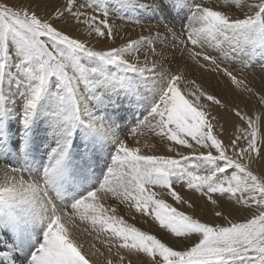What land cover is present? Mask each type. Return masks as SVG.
Returning <instances> with one entry per match:
<instances>
[{
  "label": "snow or ice",
  "instance_id": "1",
  "mask_svg": "<svg viewBox=\"0 0 264 264\" xmlns=\"http://www.w3.org/2000/svg\"><path fill=\"white\" fill-rule=\"evenodd\" d=\"M137 7L157 14L155 35L99 48L117 39L111 16ZM257 51L264 61V0H0V264L17 253L21 264H95L103 253L84 250L81 224L108 235L106 264H264V168L252 167L264 161V113L230 108L210 83L264 105L248 78L264 72ZM177 52L204 82L187 79ZM218 109L234 117L227 143ZM176 184L214 218L169 203L196 207ZM109 197L163 234L129 224Z\"/></svg>",
  "mask_w": 264,
  "mask_h": 264
},
{
  "label": "rangeland",
  "instance_id": "2",
  "mask_svg": "<svg viewBox=\"0 0 264 264\" xmlns=\"http://www.w3.org/2000/svg\"><path fill=\"white\" fill-rule=\"evenodd\" d=\"M64 1L63 0H53V2H52V0H50V3H53V4L54 3H63ZM156 1L158 3L162 2V0H155V2ZM9 2L10 3H13L12 0L11 1L9 0ZM22 2H24V1L21 0L19 4H21ZM113 2H115V0H113ZM188 2L191 3V0H188ZM212 2L214 3L215 0H212ZM249 2H251V0H249ZM133 11H134L133 9L117 10L116 11V15L111 16V18H115L117 16L118 17L117 19L118 20H121V18L124 17V18H122V21H124V24H127V25H130L129 23H131V21H133V20L136 19V22H134L135 23L134 24L135 29L137 30V28H138L137 31L142 30V28L145 29V27H143L144 23H141L140 21H138L137 15L134 16ZM178 11H179L178 9H172L171 10V15L168 16V19L169 20H173V17H176V19L173 22L174 23H177L176 24L177 28H179V17L176 16V13ZM186 12H187V8L184 9V13H186ZM184 13H181V15H183ZM154 17H156V19H157V14H155V13L150 14L148 19H150V18L151 19H154ZM136 23H138V24H136ZM139 24H140V26H139ZM152 25H157V20H155V23H152V24H150L148 26L150 27ZM68 27L70 29V25H68ZM152 30H153V32H152ZM152 30L150 31L151 33L149 32V34H152L154 36L157 30L155 31V29H153V28H152ZM141 35L148 36L147 33L140 34L139 36H141ZM139 36L128 37V38L129 39H137V37H139ZM107 43L108 42H106L105 44H107ZM105 44L102 46V48L103 47H106ZM108 45L119 46L118 44H115L114 42H111V44L108 43ZM177 54L179 55V57L177 55L176 62H178V63L180 62V64L183 63L180 66L183 65L182 67H185L186 73L187 74H190V79L191 80H197L199 82V80L202 79L201 78L202 77L201 71L198 68H196L197 66L195 64H193L191 61H189L187 63V65H185L184 60L180 59V53L177 52ZM254 59L257 61V63L264 62V61H261L260 60V58H259V52L258 51H257L256 57H254ZM257 68H258L257 70L255 68L254 70H250L249 71L248 78L252 82V86L259 90L260 88H264V72H262L259 67H257ZM197 69H198V71L196 72ZM255 70H256V72H254ZM257 71H258V73H257ZM195 73H196V75H194ZM251 74H253V75H251ZM191 76H193V77H191ZM215 81L217 82L216 79L210 78V82H212L211 85H213V82H215ZM227 84H229V83H227ZM232 87L234 88V86H232ZM235 90L236 91H240L238 89H235ZM229 97H231V98L233 97L232 98V101L236 102V106L238 105L241 110L246 111V112H249V114L251 112L252 115H255L256 116V115H259L260 112L264 113V105H261V104L259 105V103L257 101V98H255V97H249L248 94H245V95L235 94V95H231ZM226 102L228 104L231 101L227 100ZM240 105H241V107H240ZM137 115H139V113ZM261 128L258 129V136H260V133L262 131ZM263 131H264V129H263ZM259 139L260 138L258 137V140ZM149 141H152V143H156L155 140H149ZM158 146L159 147H157V149L155 150L157 154H167V149H166V147L164 145H158ZM145 151H148V150L145 149ZM162 151H163V153H162ZM256 165H258L259 168H260V170H261V168H264V161H261L260 163H258ZM174 186L176 187V189L183 196H185V198L192 199V201L195 202L196 207L193 208V209H187L186 206H178V205H175L174 201H172L171 199L168 201L169 203H173L174 206L181 207V210L187 211L189 213L194 212L195 214H197L196 212L198 211V215L197 216H199L201 218H206L208 220H212L214 218L211 209L213 207H215V206H212L210 204V202H207L205 198H202L199 193H195V192L187 189L186 186H182L181 184H176ZM157 191H159V190L157 189ZM214 198L218 199L220 208L223 209L225 211V215H227L228 212L231 211V205L229 204L227 197H225L223 199H220L219 194H216V195H214ZM103 202L106 205H108V206L116 207V209H117V215L123 216V218L129 224H134L136 227L141 228V230L150 231L153 234H156L158 236L163 234L162 231L159 229L158 225L155 224L150 218L144 217L140 213L135 212V209H129V207L127 206V204H120L118 201L113 200L111 197L107 198ZM244 215H245L244 212H233V218H235V219H242L244 217ZM80 228L82 229V233L84 234V236L86 238H91V240H92L91 241L92 242V250L95 251L96 249H99L100 253H103V255H99L98 254L97 256H95L96 259H97V261H98V264H106L105 258L108 256V244H106L105 241L108 240V235L106 233H96V232H93L90 224H81L80 225ZM84 228H87L88 231L87 232H84L83 231ZM89 233H91V234H89ZM6 244H7L6 238L3 237V236H0V249H4L6 247ZM93 245H94V247H93ZM113 252H115V249H113ZM16 256H18V257H20L22 259L23 253H17ZM113 258L115 259V257H113ZM21 259H17V264H21Z\"/></svg>",
  "mask_w": 264,
  "mask_h": 264
},
{
  "label": "bare ground",
  "instance_id": "3",
  "mask_svg": "<svg viewBox=\"0 0 264 264\" xmlns=\"http://www.w3.org/2000/svg\"><path fill=\"white\" fill-rule=\"evenodd\" d=\"M11 1V0H10ZM21 1V0H20ZM20 1L19 0H12V2L13 3H16V4H19L20 3ZM22 1H24V2H22L23 4H27V3H29V0H22ZM64 1V0H63ZM47 2L48 3H50V0H47ZM52 2H53V0H52ZM65 2V1H64ZM63 2V3H64ZM157 2V1H156ZM141 3H144V4H151V3H153V0H142L141 1ZM158 3V2H157ZM134 11H133V13H134V16H136L137 15V18H138V21H140L141 23H144V25H143V27H145V29H143L142 28V30H140V31H137L138 30V28H137V30L135 29V27H134V22H136V19L135 20H133V21H131V23H129L130 25H127V24H124V21H122V18H124V17H122L121 18V20H118L117 18V16L115 17V18H111V21L114 23V25L118 28V36H117V39L115 40V41H113V40H108V41H106V42H108V43H110L111 44V42H114L115 44H118V45H120L121 43H124V42H126L129 38L128 37H135V36H139L140 34H144V33H147L148 35H149V32L152 30V28L153 29H155V31L157 30V25H152V26H148V25H150V24H152V23H155V20H157L156 19V17H154V19H148L149 18V15L150 14H153L154 12L151 10V9H145V8H140V7H137V8H135V9H133ZM122 14V13H121ZM139 14V15H138ZM123 15V14H122ZM124 16V15H123ZM156 16V15H155ZM121 17V16H120ZM131 17V16H130ZM128 20V19H127ZM126 22V21H125ZM133 23V24H132ZM136 24H138V23H136ZM177 24V23H176ZM139 26H140V24H139ZM137 27V26H136ZM70 29L72 30V25H70ZM135 29V30H134ZM138 33H137V32ZM79 31H77L75 34H79L78 33ZM152 32H153V30H152ZM151 33V32H150ZM138 38V37H137ZM105 42V43H106ZM94 43H95V41H94ZM105 43H103V44H99V45H97L98 47H100V48H102V46L105 44ZM108 43L107 44H105V46H107L108 45ZM177 53H176V57H177ZM178 57H179V55H178ZM179 59V58H178ZM261 63V62H260ZM179 64H180V62H179ZM181 64H183V63H181ZM180 64V65H181ZM183 66V65H182ZM185 66V65H184ZM187 67V66H186ZM194 68V67H193ZM197 68V67H196ZM258 68H256V70H257ZM256 70L254 71V72H256ZM195 71V70H194ZM198 71V69L196 70V72ZM257 73H258V71H257ZM202 74V73H201ZM194 75H196V73L194 74ZM251 75H253V74H251ZM262 75V74H261ZM186 76H187V79L188 80H191L190 79V74H187L186 73ZM259 76V75H258ZM191 77H193V76H191ZM196 77V76H195ZM198 77V76H197ZM202 78V77H201ZM193 79V78H192ZM212 80V79H211ZM197 81V80H196ZM201 82H203V80L201 79V80H199V82L197 81V83H201ZM211 84H212V82H210ZM207 86V85H206ZM211 91L212 92H214L215 94H217L219 97H221V98H223L225 101H227V100H229V101H231L230 103H228V106L231 108V107H234V106H236V102H234V101H232V98L231 97H229V96H231V95H235V94H240V95H245L246 93H241L240 91H236L231 85H229V84H227L226 82H225V80L224 79H220L218 82H213V85H212V87H211ZM237 96V95H236ZM235 97V96H234ZM238 97V96H237ZM241 98V97H240ZM239 99V98H238ZM237 99V100H238ZM248 99V98H247ZM241 100V99H240ZM240 102V101H239ZM238 102V103H239ZM237 103V104H238ZM241 103V102H240ZM239 103V104H240ZM258 104V103H257ZM260 105V104H259ZM240 107H241V105H240ZM212 114L213 115H219V116H222L223 117V119H220L219 120V123L220 124H224L225 125V127H226V129H227V132H226V135L223 137V139L225 140V143H227V139H228V137L229 136H232L233 135V133H234V129L232 128V126H231V124H232V120L234 119V117L232 116V115H230L225 109H218V110H213L212 111ZM250 114L252 115V113L250 112ZM262 114V112H260V114L259 115H261ZM253 117H255V115H252ZM263 129H264V127L262 126V128H261V133H260V136H258L260 139L262 138V137H264V131H263ZM217 131H219V129L217 128ZM150 143H152V141H149ZM154 142V141H153ZM159 147V146H158ZM162 147V146H161ZM165 148V147H164ZM182 151H184L185 152V154H187L188 153V151L189 150H185V149H182ZM162 153H163V151H162ZM252 167L257 171V173H259V171H260V168H259V166L258 165H256V164H253L252 165ZM168 199V201L170 200V198H167ZM192 200V199H191ZM197 214L196 215H198V211L196 212ZM211 216V215H210ZM81 229V228H80ZM78 238L81 240V242L83 243V245H84V250L86 251V252H88V253H91V252H93L94 250H92V240H91V238H86L85 236H84V234L82 233V229H81V232L80 233H78ZM92 259L94 260V262H95V264H98V261H97V259H96V257L94 256V257H92Z\"/></svg>",
  "mask_w": 264,
  "mask_h": 264
}]
</instances>
